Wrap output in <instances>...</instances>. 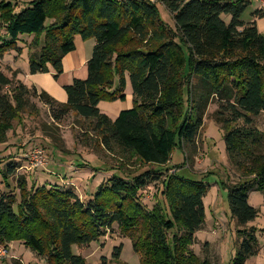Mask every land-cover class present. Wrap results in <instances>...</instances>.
<instances>
[{
	"label": "trees",
	"instance_id": "1",
	"mask_svg": "<svg viewBox=\"0 0 264 264\" xmlns=\"http://www.w3.org/2000/svg\"><path fill=\"white\" fill-rule=\"evenodd\" d=\"M159 1L172 26L151 0H28L18 10L0 0L6 36L0 58L21 53L20 35L33 36L30 74L51 68L57 79L63 57L75 48L74 37L94 39L86 76L63 86V103L17 80L16 71L7 77L0 64V144L15 119L35 111L36 100L47 108L54 132L73 113L88 122L97 145L108 153L162 167L174 149L195 147L205 109L215 97L225 151L243 175L232 184L221 181L230 218L242 228L231 264H245L259 251L255 229L245 228L258 213L248 194L259 191L264 197V132L253 124L264 112V33L254 20L264 13L256 9L244 22L248 0ZM127 82L132 105L111 119L97 105L123 101ZM47 128L43 125V134L54 136ZM183 165H175L173 173L147 169L129 177L112 171L83 199L64 184L27 188L25 177L16 174L18 163L9 162L3 173L7 189L0 191V247L17 241L45 264H85L72 246L97 242L115 225L131 239L139 264H213L189 249L204 225L207 185L181 175ZM13 176L18 192L7 183ZM157 181L161 199L148 208L141 191ZM121 250L122 243L113 246L111 259L119 261ZM96 264H108L107 258Z\"/></svg>",
	"mask_w": 264,
	"mask_h": 264
},
{
	"label": "rangeland",
	"instance_id": "2",
	"mask_svg": "<svg viewBox=\"0 0 264 264\" xmlns=\"http://www.w3.org/2000/svg\"><path fill=\"white\" fill-rule=\"evenodd\" d=\"M8 1L13 3L15 10H18L28 0ZM151 1L157 4L160 17L172 26V18L160 1ZM248 1L250 5L241 18L244 22L251 20L253 11L257 8L261 9L259 1ZM223 18L225 21L229 20L228 16H223ZM4 37H6L5 30L0 25V40ZM32 40L33 36L31 35H20L17 44L21 48V53L16 54L17 52L14 51L5 53L0 58L1 67L6 71L8 69L7 64L12 62V53H15L18 58L16 59V65L23 70H28L27 60L30 52L28 46ZM80 42L83 43V46L78 42L77 54H88L89 58L94 39H81ZM79 74L81 76L79 78H85V64L81 68V73H77V75ZM68 75L69 73L64 74L61 77V82L66 79L71 80ZM125 93L129 95V100L119 102L121 108L127 106L128 101H130L129 106H131L132 93L129 82ZM34 103L35 111L29 112L30 110H27L22 113L21 118L15 119L12 129L7 132L6 141L0 144V191L7 189L3 183V173L9 162L18 163L16 174L25 177L27 188L41 184H64L73 187L83 199H87L90 194L94 193L98 186L113 173L112 171L128 177L147 169L163 170L166 168L169 170L168 173H173L177 170L175 165L184 163L179 170L181 175L192 180L202 179L207 185V193L203 198L204 225L195 233L194 242L189 249L199 259L206 258L213 264L232 263L242 240L239 233L242 228L237 226L235 220L230 218L227 191L221 185V181L232 184L243 178V175L235 163L229 161L225 151L223 130L218 120L220 117L216 114L218 103L215 97H212L205 109L202 128L197 135L195 147L192 149L186 147L183 151L178 148L174 149L170 161L162 167L150 164L139 165L134 158L108 153L97 145L95 135L88 122L73 113H69L58 124V130L54 132L52 119L47 108L36 100H34ZM119 104H117V107ZM111 105V103H107L106 107L102 108L113 116L114 109H109ZM253 124L264 132V112L253 117ZM43 125L50 127L45 131L53 133L52 138L43 134L41 130ZM37 148L42 149L44 160L41 162L42 164L32 166L29 164V155ZM7 183L18 192L15 188L16 176L7 178ZM160 189L161 185L157 181L149 184L141 191L140 198L146 207L151 208L159 202L161 199ZM248 203L255 207L258 213L245 228L253 227L255 229L259 251L256 255L249 257L245 264H264L263 194L259 191H250ZM120 243H122V250L119 261L112 260V248ZM0 249L5 248L0 247ZM71 251L74 255H80L85 264H96L101 256L107 258L108 264H139V256L132 250L131 239L123 237L115 225L99 241L83 247L73 245ZM0 264H45V261L43 258L37 257L29 248L15 241L10 243L3 253L0 252Z\"/></svg>",
	"mask_w": 264,
	"mask_h": 264
},
{
	"label": "crops",
	"instance_id": "3",
	"mask_svg": "<svg viewBox=\"0 0 264 264\" xmlns=\"http://www.w3.org/2000/svg\"><path fill=\"white\" fill-rule=\"evenodd\" d=\"M261 9L263 10V13H264V0H263V3L261 4ZM254 20L256 23L257 30L261 33H264V16L261 18H255ZM77 36L78 35L74 37L75 38L74 39V45H75L74 50L66 54L62 59L63 72L58 76L57 79H54L53 70L51 68L48 73H43V74H30L28 70L21 69L20 67L16 65V61H17L16 59H18L16 57V54L12 52H11L13 56L12 62L7 64L8 69L6 71L4 68H2V71L7 77H10L11 73L13 71H16L17 80L21 81L23 84H25L28 87L35 86L38 90H44L56 101L63 103L66 101V93L63 89V86L66 84H69L73 78L81 77L80 74L77 75V73H81L82 66H84V64L86 66V61L88 60V56H87L88 54L87 55H83L81 53L77 54L78 42L80 43L81 46H83V43L80 42L81 38L78 36L79 39H77L78 38ZM25 58L27 59V56ZM66 73H69L68 77L69 78L71 77V80L66 79L61 82V77ZM126 89H127V85H126L125 91ZM128 98H129V95L125 93V99L123 101L129 100ZM119 102L121 101L120 100H114L111 102L101 101L98 103L97 106L101 112L107 114L111 119H114L121 110L128 109L131 107L129 106L130 101H128V105L125 106L126 108L124 106L121 108ZM107 103L112 104L111 107H109V109L111 110L114 109V112L112 114L113 116L108 114V112H105V110H103L102 108V107H106ZM117 104H119L118 107H117ZM131 105H132V99H131Z\"/></svg>",
	"mask_w": 264,
	"mask_h": 264
},
{
	"label": "built area",
	"instance_id": "4",
	"mask_svg": "<svg viewBox=\"0 0 264 264\" xmlns=\"http://www.w3.org/2000/svg\"><path fill=\"white\" fill-rule=\"evenodd\" d=\"M261 4L263 3V0H257ZM44 160V155L42 153V149L37 148V150L33 151L29 155V164L32 166H37L39 163H41ZM42 164V163H41ZM5 249H0V252L3 253Z\"/></svg>",
	"mask_w": 264,
	"mask_h": 264
}]
</instances>
